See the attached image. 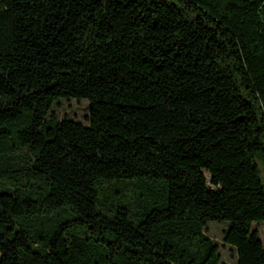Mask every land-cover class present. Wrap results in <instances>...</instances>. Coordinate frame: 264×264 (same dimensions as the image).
I'll return each instance as SVG.
<instances>
[{"label":"trees","instance_id":"obj_1","mask_svg":"<svg viewBox=\"0 0 264 264\" xmlns=\"http://www.w3.org/2000/svg\"><path fill=\"white\" fill-rule=\"evenodd\" d=\"M259 163L264 0H0V264H264Z\"/></svg>","mask_w":264,"mask_h":264},{"label":"rangeland","instance_id":"obj_2","mask_svg":"<svg viewBox=\"0 0 264 264\" xmlns=\"http://www.w3.org/2000/svg\"><path fill=\"white\" fill-rule=\"evenodd\" d=\"M52 111L58 116L59 120L67 119L76 123H81L84 126H88L86 118L88 117V102L86 100L76 101H64L61 100L58 104H55ZM262 179L264 181V167L259 163ZM227 230L226 224H218L210 222L207 226V236L210 237L218 246L221 256L222 264H235L236 255L234 250L225 244L224 233ZM252 231L258 234L261 243L264 246V222L254 223L252 225Z\"/></svg>","mask_w":264,"mask_h":264}]
</instances>
